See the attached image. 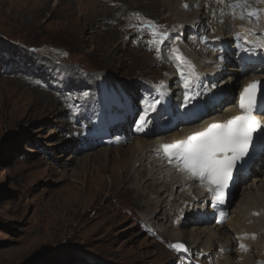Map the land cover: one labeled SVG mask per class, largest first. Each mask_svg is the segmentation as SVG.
<instances>
[{
  "label": "rangeland",
  "instance_id": "obj_1",
  "mask_svg": "<svg viewBox=\"0 0 264 264\" xmlns=\"http://www.w3.org/2000/svg\"><path fill=\"white\" fill-rule=\"evenodd\" d=\"M108 2L0 0V264H213L214 253L209 256L210 251L202 253L198 247L204 240L196 238L202 236L192 235L200 223L193 225L186 217L176 220L189 206L178 201L162 210L147 203L161 195L163 178L154 187L157 194L144 199L137 197L143 183L129 181V172L119 182L126 167L132 173L139 169L135 161L119 166V158L114 159V146H122L125 133L121 121L134 98L123 100L126 110L120 112L93 111L98 103L114 101L101 79L116 77L113 81L123 84L119 99L140 80L153 79L169 89L165 81L175 54L168 50L180 36L185 46L198 43L211 25L184 21L166 0H119L116 5L127 11H116L121 23L94 21L110 10L102 4ZM149 22L157 32L168 33L158 45L159 55L152 43L159 37L153 36ZM256 24V31L263 33L264 15ZM29 77L50 84L54 95L45 94L26 80ZM72 79L86 82L73 92L79 91L85 101L89 94L93 105L79 106L73 113L85 111L91 115L88 119L68 113L71 104H78L70 92ZM92 82L100 90V101L91 95ZM155 94L154 89L143 94L144 103ZM143 110L140 107L137 120L131 121L129 133L145 120ZM147 141L151 149L153 140ZM129 145H123L122 157L128 158ZM252 180L240 187L237 201ZM166 197L164 201L171 199ZM201 226L220 232L214 223ZM176 227L187 232L184 240L174 238ZM224 229L236 240L229 226L221 232ZM178 242L188 251L170 247Z\"/></svg>",
  "mask_w": 264,
  "mask_h": 264
},
{
  "label": "bare ground",
  "instance_id": "obj_2",
  "mask_svg": "<svg viewBox=\"0 0 264 264\" xmlns=\"http://www.w3.org/2000/svg\"><path fill=\"white\" fill-rule=\"evenodd\" d=\"M117 1L119 0H109L108 3H102L106 8L110 10H103V12L100 13L103 15V17L94 21L104 20V22L107 24H110L113 21L117 24L121 23L123 17L121 15L116 16L115 13L116 11L120 13L121 11H124L126 9H124L120 4L121 0L119 5H116ZM157 1L158 0H150V3L157 4L159 3ZM166 1L169 5L175 7L176 13L184 21L198 19L201 25H204L206 21H208V23L211 25L210 29L206 30V35L210 39H203L200 45L196 42H192L190 45L186 46L182 43L183 40L178 39L176 45H174V48L177 46L180 50V53H182L183 56L187 58V60L191 61L193 65H196L198 69L204 73L211 72L213 74H220L222 73V70L224 68L232 67L230 64L232 50L225 49L222 55L219 54L215 48L216 43L213 42V39L221 36V33L224 30L227 32L228 29H230V31L236 36L238 33L241 35L239 29L242 27V25H239L238 29L231 28V26L234 22L240 19V9H242V7L233 9L231 5L235 2V0H223L222 3L219 2V0H208V2L206 3L208 4L207 17H205L203 9L205 6L204 1L206 0ZM185 4H188L189 8L188 6L184 7ZM247 4L249 5L248 9H250L251 12L254 9H264V3H258L257 0H248ZM201 7L203 8L201 9ZM187 10H192L193 12L190 11L192 13H187ZM233 11H235L236 13L235 17H233L232 15ZM238 14L239 17H237ZM193 16L195 17V19ZM168 53L169 55H171L173 51L169 49ZM210 59H212V63L208 61ZM169 66L171 67V64H169ZM233 69L242 73V70L239 69L238 65L233 66ZM169 74H171L169 80L165 81L166 84H169L171 86L169 87L168 91H165L160 87H158L157 89L161 99L160 103L156 106V112L153 111V113H151V109L145 110L143 117L147 122L143 126H141V122L138 121L137 124L139 123V129L135 130L132 133H129V128L131 127V125L133 127V123H131V121L135 122L137 120L138 111L143 102L142 95H145L146 92H151L150 90L155 83L153 79L151 81H148L147 79H145L146 81L140 80L139 83L133 84L132 87H130V94L126 95L122 99H119L118 95H120L121 92H124L123 84L118 81H113L114 79L118 80L116 77H110L108 78V80L101 79L100 81H104V87H102L105 89L107 97H112L114 101H108L104 106H102L101 103H98L93 111L100 110V112H102L105 108H110L111 110L120 112L126 110V108L123 106V100L130 99L131 97L134 98L130 100L131 109H129L125 113V116L122 120L123 123L121 121V126L122 124L125 126L124 131H122L121 133H125L120 141V145L122 146H114L115 149H118V153L114 159H116V161L118 162L117 159L119 158V166L125 165L129 160V162L135 161L134 164L137 165L139 169H136L135 172L132 173L131 168L129 166L126 167V169H123L120 172L119 182L123 181V178L127 176L129 172L131 174V179H129V181L137 179L140 180V183H143V190L138 191L137 197L144 199L148 195L153 196L154 194H157L158 190H156L154 187L159 185L161 183V178H163L162 184L164 188L161 192V195H158L157 199H155L153 202L147 201V203H150V205L152 206L156 205L163 210L166 208L169 209V205L170 208H172L174 203L182 201L181 205L189 207L186 210H181V212L178 213V217L176 218V220L178 221L181 218L186 217L193 225L200 223L198 220H200L201 223L204 224L207 223L208 220H211L210 217L207 218V216L203 215L202 212L198 214L201 208L207 206V202L210 199V197H208L204 193L205 188L202 187L200 183L195 181L193 178L188 177L184 173H179L178 171H176L175 166H173L174 164L169 163V166L165 158H162L157 151H154L156 158L154 159V157L152 156V150H158V145L161 141H164L165 144H172L180 141L187 134V130L189 129V127L186 126L183 121H175V117H177V119L179 120H183V118L185 117H182L180 115L177 116L176 111L171 113L170 109L166 107V103L169 102V99L174 98L175 95H177L176 91H174L173 93L172 86L175 85V79L178 76L175 74V72H173L172 67L170 68ZM227 79L228 82L231 83L230 76ZM26 80H30L31 82H33L35 84L34 86H36L40 90H43L45 94L54 95L53 92L55 90L50 86V84H40L38 82H34L31 77H29V79L26 78ZM70 81L73 82L70 91L71 93H74L73 90L75 88H79L80 91L81 88L86 84V82H82L79 80L72 79ZM91 86V95H94L100 101V90L93 82ZM234 86L235 85H233V87ZM215 87L220 90L222 89V84L220 85L217 83ZM79 91L74 93L75 96H73V101L78 102V104H71L68 108V113L74 115L75 117L83 116L85 119H88V117H91V115L85 111H81L77 115L73 113V111L78 109L79 106H81L83 109L84 107H87L88 104L93 105L91 103V100L89 99V94H87L88 99L87 101H85V99L79 97ZM227 92L230 93V90L227 89ZM146 108L147 105H144V109ZM228 108L223 112L221 116H218L217 119L226 118L230 114H234L236 112L234 109ZM164 112L170 116L164 118ZM196 114L198 116L202 115V113L200 112H197ZM211 121H214V118L206 120V123ZM173 125H175L176 128H174ZM100 126L101 125L98 124L95 126V128H99ZM202 126L203 125L201 124L200 127ZM135 133L137 134V136L133 137ZM143 137L153 140V143L151 142V149L149 148L150 143ZM127 143L132 147L131 150L127 152L128 158L124 157L125 155L122 157V153L120 154V152L124 150L123 145H127ZM110 155L111 153H109V156ZM146 155L148 156L146 158L148 159V163L145 162V158H143ZM254 175L255 177L253 178L252 182L246 186L240 200H236V204L233 205L234 208L232 210V215L229 214L222 220L217 221V225L219 227L215 228H218V231L220 232L216 233V231H212L211 229H209L210 227L208 226L202 227V224L200 223L201 229H196L192 234L193 236L195 234H199L202 236V238H196L197 240H204L202 243L198 244V247L202 249V253L205 251H210L211 254L209 253V256L214 253V257L211 258L213 264H236L235 261L238 262L237 264H264L258 263L256 261V259L264 260V178H261V176H264V167L260 170H258L256 167L254 170ZM104 188H107V186H105ZM171 191H175V195H171ZM165 197L166 199L171 197V199L164 201L163 198ZM209 207L210 204L208 205L207 209ZM224 210L225 208H223V211ZM194 217H197L198 220H195ZM226 226H229L230 230H232L234 234H239V236L244 240V243L239 244V248L236 247V245L238 244L235 240H233V238L228 235V233L226 232L227 230L224 229L221 232V230ZM176 228L177 229L173 230L174 238L176 240H184L183 236L187 235V232L182 231V229L180 230L179 227ZM189 242L193 243L195 242V240L190 239ZM241 245H243V247Z\"/></svg>",
  "mask_w": 264,
  "mask_h": 264
},
{
  "label": "snow or ice",
  "instance_id": "obj_3",
  "mask_svg": "<svg viewBox=\"0 0 264 264\" xmlns=\"http://www.w3.org/2000/svg\"><path fill=\"white\" fill-rule=\"evenodd\" d=\"M223 2V0H219ZM258 3H264V0H257ZM248 0H235L231 5L233 9L246 6ZM187 7V5H185ZM261 10L254 9L250 16H259ZM235 17V11L232 12ZM243 13L240 19H244ZM153 28V44L157 45V54L159 55V44L168 37L167 32H157L153 22H149ZM251 31V30H250ZM239 37L240 34L238 33ZM205 40L207 37L204 38ZM246 43L264 48V41L252 42L247 37H243ZM174 58L179 65H187L189 73L184 81L185 88L190 87V82L199 78L195 71V65L187 60L179 49H172ZM183 74V73H182ZM258 81H253L244 87L240 93L239 107L242 110L240 115L234 116L223 123L210 124L204 131L190 135L186 140L177 141L172 144L162 145L163 154L168 158V162L188 177L198 180L202 187L207 188L213 207L222 204L225 201L226 190L233 178V173L238 167H242L249 156V149L253 143L254 134L258 130L264 131V122L257 119L254 114L256 108V99L258 93ZM87 95V93H85ZM198 93L184 97L186 102L194 100ZM160 101L154 100L149 107L152 111ZM147 121L142 120L141 126ZM243 247V245H241ZM170 247L177 251H188L183 243L171 244Z\"/></svg>",
  "mask_w": 264,
  "mask_h": 264
}]
</instances>
